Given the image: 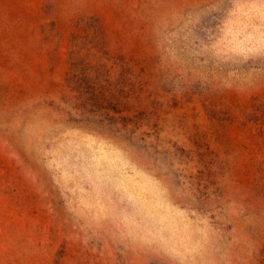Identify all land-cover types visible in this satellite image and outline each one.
<instances>
[{
    "label": "rangeland",
    "instance_id": "obj_1",
    "mask_svg": "<svg viewBox=\"0 0 264 264\" xmlns=\"http://www.w3.org/2000/svg\"><path fill=\"white\" fill-rule=\"evenodd\" d=\"M0 264H264V0H0Z\"/></svg>",
    "mask_w": 264,
    "mask_h": 264
}]
</instances>
